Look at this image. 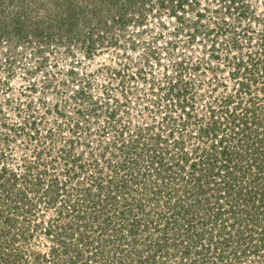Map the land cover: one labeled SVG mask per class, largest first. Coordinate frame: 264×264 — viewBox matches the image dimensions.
Listing matches in <instances>:
<instances>
[{
  "label": "rangeland",
  "instance_id": "374dc122",
  "mask_svg": "<svg viewBox=\"0 0 264 264\" xmlns=\"http://www.w3.org/2000/svg\"><path fill=\"white\" fill-rule=\"evenodd\" d=\"M263 30L264 0H0V171L6 167L26 175V167L34 169L27 173V181H19L17 191L13 192L11 185H0V208L5 209L0 211V228H9L5 218L8 210L13 212L17 195L21 198L17 204L25 203L23 195L33 200L37 195L51 199L57 187L51 189L52 194L46 191L53 178H58L61 186L69 182L68 192L64 191L57 206L46 209L41 203L34 217L19 219L20 224L30 225L26 233L31 234L30 240L20 245L25 259L33 263L36 255L49 254L50 247L57 244L55 238L44 236L46 223L56 218L59 208L68 214L63 200L75 198V188L81 182L86 184L92 173L88 168L80 178L70 179L63 171L68 165L58 158L83 155V160L97 159L105 166L104 152L122 155L114 145L121 129H130L126 141L135 136L138 126L153 127L158 133L165 125L162 119L166 113L157 103H169L163 101L166 88L160 85L166 87L170 78L182 75L190 83L194 92L188 97H195L198 113L206 115V102L236 93L237 58H248L259 49ZM235 38L239 49L233 47ZM260 86L264 87L258 84L253 89ZM256 92L264 97V91ZM112 110L119 119V130L116 125L112 129ZM192 132L196 134L197 129ZM190 148L187 146V151ZM71 169L73 173L77 170ZM38 173L44 175L40 185L34 180ZM8 192H12V199L6 198ZM146 193L137 198L142 197L149 215L156 217L153 196ZM180 194L185 202L182 190ZM180 198L172 196V200ZM165 200L160 202L163 212L168 208ZM73 220L67 215L61 222ZM9 225L13 228V223ZM148 226L141 227L144 231L136 239L139 245L129 246L126 258L116 253L113 246L117 245L110 242L101 251L97 247L99 233L94 229L97 244L93 253L84 250L85 257L103 252L100 254L108 264H139L155 252L154 243L163 238L164 227L155 231ZM218 239L210 238L207 231L199 243L206 248L198 247L203 254L197 257L192 250L193 254L183 258L177 252L183 249L169 248L176 257L170 258L167 250L163 251L156 256L158 264H193L194 255L197 264L204 260V264H214L216 246L210 250L207 246ZM243 248L245 245L237 248L236 258L233 249H227L225 263L262 264V253L243 254ZM69 256L64 255L59 263H70ZM40 259L37 264H54L52 256L51 261ZM96 261L88 264L100 263ZM0 264H13V231L0 237Z\"/></svg>",
  "mask_w": 264,
  "mask_h": 264
},
{
  "label": "trees",
  "instance_id": "16d2710c",
  "mask_svg": "<svg viewBox=\"0 0 264 264\" xmlns=\"http://www.w3.org/2000/svg\"><path fill=\"white\" fill-rule=\"evenodd\" d=\"M229 29L234 30V27ZM238 42L237 39L233 41L235 49H239ZM258 48L248 58H237L235 66L238 70L234 78L239 83L236 93L206 102V115L200 116L196 98L188 97L191 91L194 92L189 88L190 83L183 80L182 75L170 78L166 87L160 85L161 89L166 88L163 101L169 103H157L166 113L162 119L165 125L159 127L158 133L153 132V127L138 126L135 136L126 141L125 135L130 129L116 131L114 145L122 155L104 152L101 157L105 166L97 159L83 160V155L58 158H63L64 164L68 165L63 171L70 179L72 176L80 178L81 174L89 172L88 168L92 173L86 184L81 182L75 188L78 191L75 198L70 197L67 202L63 200L69 208L68 214L59 208L56 218L46 223L44 236L55 238L57 244L50 247L49 254L36 255L33 263L25 259L24 248H20L30 240L31 234H26L30 225L20 224L19 219L27 215L34 217L41 203L46 209L57 206L59 198L65 196L64 191L68 192L69 182L61 186L58 178H53L47 186L49 191H46V194H52L51 189L57 187L51 199L37 195L33 200L23 195L25 203L17 204L20 194L13 198L16 199L13 212L8 210L5 218L9 228H0V237L9 236L13 231V264H37L40 258L51 261V256L54 264H61L59 261H63L60 259L64 255H70V263L63 264H88L94 259L96 263L108 264L103 252L85 257L84 250L89 249L93 253L91 250L97 244L93 237L94 229L99 233L97 247L101 251L110 242L117 245L113 246L117 248L115 252L126 258V253L131 251L128 247L133 249L139 245L136 239L141 227L149 228L148 225H152L155 231L164 227L163 238L154 243L155 252L147 255L145 260L140 259L139 264H158L156 256L166 250L170 254L169 248L183 249L177 250L183 258L195 250L198 257L203 254L205 246L199 243L207 231L210 238H219L216 244L210 242L207 246L209 250L216 246L214 253L219 264H229L228 261L225 263L227 258L223 255L227 249H233L236 258L237 248L244 245L243 254L262 253L259 258H263L261 263L264 264V97L256 92L264 91V87L253 89L258 84L264 85V30ZM109 114V118L115 121L114 129L119 119H116L115 110ZM192 129H197L196 134ZM187 146L190 151H187ZM71 167L77 170L73 173ZM26 168L27 173L34 172L31 166ZM27 173L19 175L3 167L0 185L4 188L11 185L13 192L17 191L19 181H27ZM44 175L48 177L47 172ZM44 175L37 174L38 177L34 178L36 185L44 183ZM181 190L186 197L185 202L180 198ZM144 191L148 193L146 196H153L156 217L149 215L150 211L141 203L142 197L140 200L137 198L139 193L144 195ZM11 194L8 192L6 198L10 199ZM172 196L180 199L172 200ZM162 198L168 205L164 212L160 209ZM4 210L0 208L2 213ZM67 215L74 220L62 223ZM162 221L165 224L162 225ZM10 223H13V228ZM199 227L202 228L197 230ZM195 255L193 264L199 261ZM169 257L176 256L170 254ZM209 259L206 256V260Z\"/></svg>",
  "mask_w": 264,
  "mask_h": 264
}]
</instances>
